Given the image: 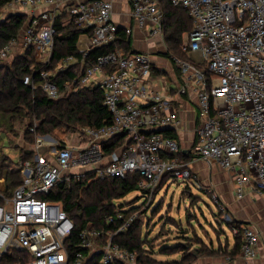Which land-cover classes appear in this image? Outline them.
<instances>
[{
	"label": "built area",
	"instance_id": "2783aa9c",
	"mask_svg": "<svg viewBox=\"0 0 264 264\" xmlns=\"http://www.w3.org/2000/svg\"><path fill=\"white\" fill-rule=\"evenodd\" d=\"M185 9L192 29L183 35L181 49L195 59L173 57L183 71L182 93L193 92L199 110L196 141L188 152L179 140L155 129L179 126L172 101L157 90L151 80L153 61L147 52L125 54L114 49L97 56L77 82L80 87L99 86L110 122L86 127L72 134L65 144H35L31 158L21 159V182L8 195L7 181L0 178V264L4 256H16V264H69L68 243L75 230L73 219L63 204L44 196L60 183L124 179L135 173L137 191L143 202L168 179L187 183L193 179L186 156L215 163L236 172V193L244 196L247 186L264 196V0H169ZM28 6L31 16L22 36L0 48V62L8 60L21 42V51L37 46L41 60L49 61L56 33L55 21L67 12L75 23L91 29L90 45L79 60L68 56L54 71L39 76L42 90L50 99L67 94L54 80L59 72L74 65L84 66L90 50L117 40L120 27L113 20L112 0H12ZM132 17L138 27L148 29L150 37L164 40L165 14L159 0H130ZM43 7L39 13L37 8ZM128 35L130 29H126ZM25 84L36 87L31 76ZM72 87V86H71ZM35 130V127L30 129ZM125 134L123 144L107 154L104 144ZM55 146V148H54ZM50 147V148H49ZM51 149V150H50ZM189 155H188V154ZM17 170V169H14ZM216 206L227 212L213 189ZM121 203H116L120 206ZM119 207L122 220L114 232L103 234L92 223L79 233L80 248L73 264H138L135 250L115 241L139 218V211L125 216L132 207ZM226 218L233 222L229 213ZM241 235V264H251L264 231L252 226L233 228Z\"/></svg>",
	"mask_w": 264,
	"mask_h": 264
},
{
	"label": "trees",
	"instance_id": "16d2710c",
	"mask_svg": "<svg viewBox=\"0 0 264 264\" xmlns=\"http://www.w3.org/2000/svg\"><path fill=\"white\" fill-rule=\"evenodd\" d=\"M11 1L0 0V15L2 9ZM159 2L165 14L164 40L167 45V50L162 55L172 59L175 64L173 59L175 56L188 59V55L181 49V42L183 35L192 29V19L185 9L172 6L169 0H159ZM68 15L66 12L56 18V33L49 61L41 60L37 46L33 45L14 58L11 65L0 66V121L13 129L12 126L16 120L24 122L27 119L24 139L31 146L35 145L39 136L45 135H52L61 144H65L69 141L71 134L79 133L86 127L101 126L110 122L111 116L104 105L102 89L99 86L80 87L77 80L85 68L93 64L97 56L103 53L114 49H121L125 54L135 52L132 51L129 35L120 28L114 43L89 51L85 57L84 66L74 65L53 77L62 91H66V82H69L72 88L62 97L50 99L39 85L40 72L54 71L55 67L68 56H75L82 60L88 48L81 50L78 43L83 34L91 35V29L80 27L75 23L74 18L66 21ZM26 17V14L12 13L8 15L6 21L0 23V48L13 39L19 38L22 29L27 24ZM26 76L32 77L35 88L31 84L24 83ZM32 127H35L34 131L30 130ZM164 133L173 136L170 131ZM173 137L176 138V136ZM124 138L125 134H120L110 139L104 144L105 152L109 154L120 147ZM33 154V150L21 149L19 157L21 159L31 158ZM181 155L186 161L187 156L183 153ZM2 177L7 181L6 193L8 195L22 180L20 170H13L3 160L0 161V178ZM137 178L138 176L133 173L124 179L110 178L105 181L75 182L70 186L60 183L49 195L44 196L50 201L62 203L65 211L75 223V230L68 243L69 264L74 263L76 251L81 250L79 233L86 228L88 223H92L103 234L114 232L119 228L122 220L115 218L113 222L108 223L106 218L116 215L119 207H124V204L116 205L117 200L137 191ZM163 183L165 184V181ZM136 210L138 207H132L125 212V216H129ZM241 226L242 224L237 220L229 224L231 230L240 229ZM235 237L237 238L235 246L230 251L231 263L241 252V235L236 234ZM143 238L141 222L138 218L127 232L117 234L114 240L123 247L135 250L138 254V264H158L146 252ZM16 256H4L1 264H16ZM97 260L96 257V260L90 264H97ZM176 264L180 262L176 261Z\"/></svg>",
	"mask_w": 264,
	"mask_h": 264
},
{
	"label": "rangeland",
	"instance_id": "374dc122",
	"mask_svg": "<svg viewBox=\"0 0 264 264\" xmlns=\"http://www.w3.org/2000/svg\"><path fill=\"white\" fill-rule=\"evenodd\" d=\"M25 9L27 7L19 8L22 13H28ZM10 14L8 8L4 7L0 23L6 21ZM66 18L70 19L68 16ZM28 20L29 16L26 17ZM22 33L23 29L20 36ZM21 45L18 42L11 57L0 62V66L11 65L14 58L24 51H21ZM26 123L27 119L24 122L16 120L12 129L0 121V161L9 164L13 170L19 168L21 147L17 146H21ZM58 143L60 141L52 135L39 136L35 142L42 146ZM194 176L196 179H190L187 183L168 179L144 202L141 193L133 191L116 203L124 204L127 208L138 207L144 248L158 264H176V261L180 264H231L230 251L235 238L229 228L232 222L226 218L228 212L216 206L214 192L210 190L207 180L198 177V174Z\"/></svg>",
	"mask_w": 264,
	"mask_h": 264
},
{
	"label": "crops",
	"instance_id": "0c3cea01",
	"mask_svg": "<svg viewBox=\"0 0 264 264\" xmlns=\"http://www.w3.org/2000/svg\"><path fill=\"white\" fill-rule=\"evenodd\" d=\"M112 1L113 20L125 31L126 29L131 30L129 37L131 39L132 51L147 52L151 55L153 61L152 83L157 90L172 101L178 113L179 126L167 127L164 132L170 131V134L176 136L179 140L184 153L188 152L196 141L195 127L199 118L195 94L193 92L189 94L182 93L180 88L184 81L183 71L178 68L177 64L173 63L172 59L162 55L167 50L165 40H162L160 37H150L148 29L140 28L136 25L132 17L130 0ZM20 6L23 5L9 3L6 5V8H8L10 13L19 14L21 12L19 10ZM23 7H27L24 11L28 13L21 12L20 14H26L30 18V8L28 6ZM42 9L44 8H37L36 12L39 13ZM68 17L71 18L69 15ZM68 20L66 18V21ZM82 37L84 38L81 43ZM78 45L79 47H84V49L88 48L90 45L89 36L86 34L85 36H81ZM80 49L84 50L81 47ZM198 57V54L188 55L190 59ZM73 137L71 135L69 138ZM17 147H21V149L27 151L32 149V146L25 141L23 136L21 138V146L18 145ZM186 162L189 163L194 179H196L194 176L196 174H198V177H204L211 189L218 193L221 202L233 220L239 221L244 226H252L260 233L264 231V196L257 194L252 186H247L244 196L239 198L236 193L235 171L224 170L215 163L195 159L194 157H190V155L187 156ZM233 236L236 241L235 234ZM234 246L235 242L232 244V249ZM249 261L251 264H264V239L262 237L258 243L255 255ZM242 262L243 256L240 252L232 264H241Z\"/></svg>",
	"mask_w": 264,
	"mask_h": 264
},
{
	"label": "water",
	"instance_id": "95a60500",
	"mask_svg": "<svg viewBox=\"0 0 264 264\" xmlns=\"http://www.w3.org/2000/svg\"><path fill=\"white\" fill-rule=\"evenodd\" d=\"M165 129H167L166 127L165 128H158V129H155L156 132H163ZM232 264V263H231Z\"/></svg>",
	"mask_w": 264,
	"mask_h": 264
}]
</instances>
